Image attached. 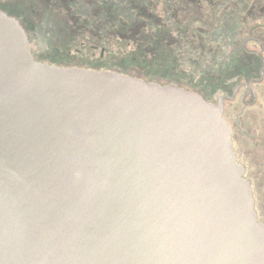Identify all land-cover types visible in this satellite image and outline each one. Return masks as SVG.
Segmentation results:
<instances>
[{"label": "water", "instance_id": "1", "mask_svg": "<svg viewBox=\"0 0 264 264\" xmlns=\"http://www.w3.org/2000/svg\"><path fill=\"white\" fill-rule=\"evenodd\" d=\"M228 99L37 63L0 12V264H264Z\"/></svg>", "mask_w": 264, "mask_h": 264}, {"label": "flooded vegetation", "instance_id": "2", "mask_svg": "<svg viewBox=\"0 0 264 264\" xmlns=\"http://www.w3.org/2000/svg\"><path fill=\"white\" fill-rule=\"evenodd\" d=\"M0 12L37 63L176 85L215 104L227 96L223 117L264 224V0H0Z\"/></svg>", "mask_w": 264, "mask_h": 264}, {"label": "rangeland", "instance_id": "3", "mask_svg": "<svg viewBox=\"0 0 264 264\" xmlns=\"http://www.w3.org/2000/svg\"><path fill=\"white\" fill-rule=\"evenodd\" d=\"M115 42H116V40L114 39V38H108L105 42H104V47H105V50H107L108 48H110V50H112V51H114V47H115ZM112 55H113V53H111ZM111 54H105V60H108V59H110V56H111ZM235 139H237V138H235ZM236 150H238V149H241L242 148V146L240 147V145H238L237 146V143H236ZM239 158L242 160V157H243V154H242V150H240L239 151ZM241 160H240V162H241ZM242 163V162H241ZM255 173H257L255 176H256V178H254L253 176H252V179H253V184H252V189H254V191H255V189L257 190V187H258V179H257V175H258V172H255ZM247 179H249L247 176H245ZM255 193H256V196H255V199L257 200L255 203H257V207H258V198H257V191H255ZM253 194H254V192H253ZM255 208H256V206H255Z\"/></svg>", "mask_w": 264, "mask_h": 264}, {"label": "trees", "instance_id": "4", "mask_svg": "<svg viewBox=\"0 0 264 264\" xmlns=\"http://www.w3.org/2000/svg\"><path fill=\"white\" fill-rule=\"evenodd\" d=\"M65 67H67V66H65Z\"/></svg>", "mask_w": 264, "mask_h": 264}]
</instances>
